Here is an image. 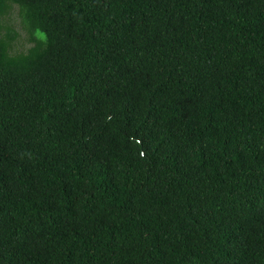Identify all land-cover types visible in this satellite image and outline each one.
<instances>
[{
    "label": "trees",
    "instance_id": "1",
    "mask_svg": "<svg viewBox=\"0 0 264 264\" xmlns=\"http://www.w3.org/2000/svg\"><path fill=\"white\" fill-rule=\"evenodd\" d=\"M0 264H264V0H0Z\"/></svg>",
    "mask_w": 264,
    "mask_h": 264
},
{
    "label": "rangeland",
    "instance_id": "2",
    "mask_svg": "<svg viewBox=\"0 0 264 264\" xmlns=\"http://www.w3.org/2000/svg\"><path fill=\"white\" fill-rule=\"evenodd\" d=\"M9 14L10 18L7 16L6 21L11 23V28H13L17 32V36L12 42V50H26L34 43L30 40V34L28 33V30L21 24L22 18L20 16L18 6L14 5Z\"/></svg>",
    "mask_w": 264,
    "mask_h": 264
}]
</instances>
